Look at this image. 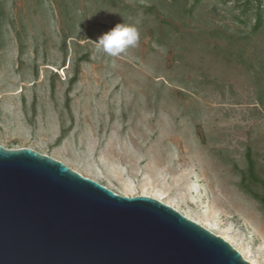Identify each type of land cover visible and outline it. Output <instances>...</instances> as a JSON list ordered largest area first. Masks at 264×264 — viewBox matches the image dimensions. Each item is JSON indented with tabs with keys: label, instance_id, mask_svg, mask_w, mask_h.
<instances>
[{
	"label": "rangeland",
	"instance_id": "rangeland-1",
	"mask_svg": "<svg viewBox=\"0 0 264 264\" xmlns=\"http://www.w3.org/2000/svg\"><path fill=\"white\" fill-rule=\"evenodd\" d=\"M117 23L137 46L98 52ZM0 145L160 198L264 264V0H0Z\"/></svg>",
	"mask_w": 264,
	"mask_h": 264
},
{
	"label": "water",
	"instance_id": "water-1",
	"mask_svg": "<svg viewBox=\"0 0 264 264\" xmlns=\"http://www.w3.org/2000/svg\"><path fill=\"white\" fill-rule=\"evenodd\" d=\"M0 264H252L148 195H121L30 147L0 145Z\"/></svg>",
	"mask_w": 264,
	"mask_h": 264
},
{
	"label": "clouds",
	"instance_id": "clouds-1",
	"mask_svg": "<svg viewBox=\"0 0 264 264\" xmlns=\"http://www.w3.org/2000/svg\"><path fill=\"white\" fill-rule=\"evenodd\" d=\"M139 38V30L134 24L117 23L97 38L95 48L108 56L118 57L137 46Z\"/></svg>",
	"mask_w": 264,
	"mask_h": 264
},
{
	"label": "bare ground",
	"instance_id": "bare-ground-1",
	"mask_svg": "<svg viewBox=\"0 0 264 264\" xmlns=\"http://www.w3.org/2000/svg\"><path fill=\"white\" fill-rule=\"evenodd\" d=\"M152 196V195H151ZM157 198V197H156ZM158 199H160V198H158ZM160 200H162V199H160ZM187 216V215H186ZM188 217V216H187ZM190 218V217H189ZM194 220V219H193ZM209 230H211V231H213L212 230V228H210V227H207ZM214 233H216L215 231H213ZM219 235H221V234H219ZM221 237H223L224 239H226L228 242H230L234 247H236L235 245H234V243H233V241H232V238L230 237V236H228V235H221ZM241 253H242V255L245 257V259L246 260H248L249 262H251L252 264H256V260L255 259H251V258H248L246 255H245V253H244V251H242L241 249H239L238 247H236Z\"/></svg>",
	"mask_w": 264,
	"mask_h": 264
}]
</instances>
